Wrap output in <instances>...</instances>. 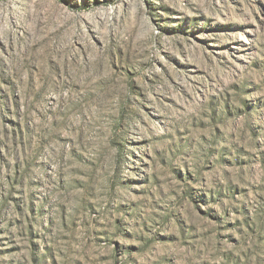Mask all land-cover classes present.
I'll use <instances>...</instances> for the list:
<instances>
[{
  "label": "rangeland",
  "instance_id": "374dc122",
  "mask_svg": "<svg viewBox=\"0 0 264 264\" xmlns=\"http://www.w3.org/2000/svg\"><path fill=\"white\" fill-rule=\"evenodd\" d=\"M0 264H264V0H0Z\"/></svg>",
  "mask_w": 264,
  "mask_h": 264
}]
</instances>
